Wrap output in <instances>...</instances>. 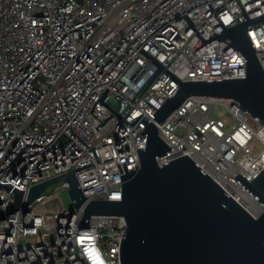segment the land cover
<instances>
[{
	"label": "built area",
	"instance_id": "2783aa9c",
	"mask_svg": "<svg viewBox=\"0 0 264 264\" xmlns=\"http://www.w3.org/2000/svg\"><path fill=\"white\" fill-rule=\"evenodd\" d=\"M201 1L0 0V264H121L124 216L92 215L84 226V210L62 203L64 179L26 211L5 212L16 191L25 200L32 187L72 172L86 198L121 199L123 164L128 172L139 166L145 124L132 128L113 114L97 129L112 112L98 99L150 33ZM210 4L225 27L263 18L246 33L264 71V0ZM186 15L203 38L223 30L208 4ZM141 47L181 81L246 76L238 51L218 38L203 43L183 14ZM157 68L137 50L102 100L120 113ZM178 84L161 70L124 119L142 114L155 123L170 147L158 164L187 154L258 216L263 205L235 177L251 182L264 168V127L235 101L206 96L155 121Z\"/></svg>",
	"mask_w": 264,
	"mask_h": 264
},
{
	"label": "water",
	"instance_id": "95a60500",
	"mask_svg": "<svg viewBox=\"0 0 264 264\" xmlns=\"http://www.w3.org/2000/svg\"><path fill=\"white\" fill-rule=\"evenodd\" d=\"M212 1L215 0H204L182 10L150 33L135 48L98 99L112 112L101 121L97 129L113 114L132 128L139 121L145 124L141 133L147 134L146 147L137 148L139 166L128 172L123 164L126 173L121 175V199L86 198L72 172L32 187L25 200L23 193L16 191L15 204L5 214L18 209L26 211L27 205L38 198L48 185L64 179L70 184L69 196L74 207L84 210L80 221L84 226L92 215L124 216L126 229L120 242L121 264H264V168L251 182L239 174L235 177L263 205V211L254 217L187 154L158 164L157 158L167 154L170 147L160 137L155 123L142 114L130 122L123 117L162 70L179 84L153 114L155 121H164L191 96H206L235 101L264 127V71L246 33L250 25L263 18L225 27L211 6ZM204 4L210 6L223 27L222 31L206 38L202 37L186 15V12ZM182 14L203 43L218 38L238 51L245 61L246 76L181 81L141 47L158 30ZM137 50L158 68L124 109L116 113L102 99Z\"/></svg>",
	"mask_w": 264,
	"mask_h": 264
},
{
	"label": "rangeland",
	"instance_id": "374dc122",
	"mask_svg": "<svg viewBox=\"0 0 264 264\" xmlns=\"http://www.w3.org/2000/svg\"><path fill=\"white\" fill-rule=\"evenodd\" d=\"M60 198L62 200V203L63 205L66 207V208H69V209H74V205L72 203V200L68 194V192H61L60 193Z\"/></svg>",
	"mask_w": 264,
	"mask_h": 264
}]
</instances>
